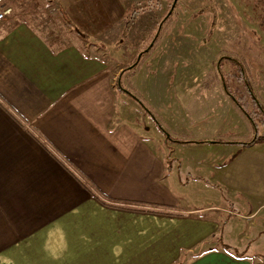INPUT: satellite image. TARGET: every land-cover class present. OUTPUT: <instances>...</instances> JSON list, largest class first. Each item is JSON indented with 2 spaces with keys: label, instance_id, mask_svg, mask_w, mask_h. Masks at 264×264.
<instances>
[{
  "label": "crops",
  "instance_id": "1",
  "mask_svg": "<svg viewBox=\"0 0 264 264\" xmlns=\"http://www.w3.org/2000/svg\"><path fill=\"white\" fill-rule=\"evenodd\" d=\"M57 2L87 40L57 10L78 42L56 45L10 13L0 20V264H264L263 251L252 250L264 249V215L260 226L254 222L264 213V190L256 189L259 180L264 187V142L239 154L235 143L214 142L221 119H208V90L176 99L163 91L150 103L139 97L171 135L174 121L189 132L184 140L208 141H159L154 126L142 135L147 127L126 118L108 60L80 48L119 30L134 8L124 0ZM176 144L179 160L170 150ZM243 153L245 186L233 172L222 178L248 208L187 189L192 182L216 189L221 170Z\"/></svg>",
  "mask_w": 264,
  "mask_h": 264
},
{
  "label": "rangeland",
  "instance_id": "2",
  "mask_svg": "<svg viewBox=\"0 0 264 264\" xmlns=\"http://www.w3.org/2000/svg\"><path fill=\"white\" fill-rule=\"evenodd\" d=\"M6 1V4L11 7L10 15H16V19L21 21H29L44 37L56 45L78 42L74 31L61 20L53 7L52 0ZM172 1L174 2L173 11L163 25L158 41L150 50V53H153L152 57L147 59L136 73L134 70L125 69L147 44L158 23L164 19ZM124 2L134 9L144 8L127 36L121 38V25L119 30L106 37L90 39L87 42L81 41L83 46L80 48L83 53L108 60L114 79L119 78L122 85L131 92L137 91L140 96L135 95L142 97L144 101L145 99L149 101L147 103H150L152 95L156 96L157 93L161 94L163 91L172 97L176 96V99L180 96L179 93L198 94L200 90L202 93L208 90L210 96L208 102H205L208 107H206L207 110L204 109L210 113V117H207L211 120L214 114L215 119L218 117L221 119L216 131L213 132L214 137L232 140L251 137L253 130L249 120L225 93L220 78L221 71L223 73L234 72L236 65H231L224 59L220 71L217 61L221 56L234 57L241 61L250 87L264 107V0H124ZM205 6H213L217 10L216 24L210 35H208V30L212 15L208 12H199ZM146 58H142L140 63ZM227 84L237 98H240L246 91L244 85L234 76L227 80ZM249 101V96L241 100L242 103ZM170 103L173 104V102ZM123 106L126 118L131 119L130 121L134 124L147 127V129L140 130L142 135L148 134L143 130L148 132L150 126H154L155 131L150 134L154 136V139L163 140L162 133L155 127L153 121L151 122V118L145 115L140 105L126 94ZM203 119L206 123L208 122L206 117ZM206 123H200L199 126H206ZM169 126L173 129L172 135L175 137L180 139L190 137L187 129L180 127L178 122L173 121ZM261 130L262 127H260ZM189 140H196L197 143L208 141ZM170 150L172 156L179 160L182 151L180 144L171 146ZM238 150L240 152L241 148ZM220 153L223 160L226 157L225 153H228V147L222 146ZM246 157L243 153L239 161L230 165L229 169L221 170L222 176L217 182L219 184L216 189L200 182H192L188 188H185L190 191L202 190L204 200H207V197L216 199L217 195L221 194L223 195L221 200L225 204H230L234 209L243 211L248 208L246 198L240 194L229 196L228 193H232L231 187L226 185V180L222 177L232 178V175L236 174L237 179L242 178L240 185L245 186L247 169L243 162L247 159ZM259 169V165L255 166L251 163L248 165V170L251 172H259ZM260 185L261 180L256 189L264 190V187ZM191 201L193 204H200L197 203V199H191ZM263 215L264 213L254 218L258 226L261 225L260 220ZM239 223L245 226L247 221ZM249 230L252 233L258 231V227H250ZM259 237L260 243L264 242V234ZM231 241L236 243L233 239ZM244 246L245 244L241 248ZM252 250L254 253L263 251L260 253L264 255V249L259 245H252Z\"/></svg>",
  "mask_w": 264,
  "mask_h": 264
},
{
  "label": "trees",
  "instance_id": "3",
  "mask_svg": "<svg viewBox=\"0 0 264 264\" xmlns=\"http://www.w3.org/2000/svg\"><path fill=\"white\" fill-rule=\"evenodd\" d=\"M52 2H53L54 8L61 14V16H62L63 20L65 21V23L68 26L72 27L74 29V31L77 33V35H79L82 39L87 40L88 37L85 36L83 33H81L78 29H76L73 26L72 22L69 20L67 15L64 13L62 7L57 2V0H52ZM173 3L174 2L172 1L169 9L167 10V12L164 15V19L161 20L162 22L160 21L158 23V26L155 29V32H153V34H151V37H150L149 41L147 42V44H145L143 49L135 57L134 61L131 62V64L125 69H134L140 63L142 58L147 57L149 55L150 50L154 46V43L156 41H158V39H159V37L161 35L163 25H164L165 22H167L166 19H168L170 17V15H171V13L173 11V7H174ZM142 11H144V8L143 9L136 8L125 19L123 27H122V31H121V38H124V37L127 36L129 30L135 24L137 18L139 17V14L142 13ZM199 12H208V13H210L212 15L211 22H210V25H209V30H208V35H210L212 33L213 28L215 27V24H216L217 10L213 6H205V7L201 8L199 10ZM224 59L226 61H229L231 63V65L232 64L236 65L234 72L223 73L221 71V63L223 62ZM217 67L221 71L220 78H221L223 89H224L225 93L241 109L243 114L247 117V119L249 120V122H250V124L252 126L253 134H252L251 137L246 138V139L230 140L229 141V140H225L223 138H219V139L214 140V142H217V143H235V144H238L240 146V148L246 147V146H251V145H253L255 143L264 142V107L261 104V102L258 100V98L256 97V95L254 94V92L252 91V89L250 87L249 79H248L247 74H246V72L244 70L242 62L237 60V59H235L234 57L221 56L219 58V60L217 61ZM233 76H234V78L236 80H238L240 83H242L244 85L245 90H246L245 93H242L243 95H241L240 98H237L235 93L232 91V89L227 84V80L230 79ZM115 87L117 88L118 91L123 92L126 95H128L130 98H132L138 105H140V107L142 108V110L146 114L151 116V118L153 119L156 127L162 133V135L164 136L166 141L179 142V143L198 142L196 140L180 139V138H177L175 136H172L169 132H167L163 128V126L156 120V118L151 113V111L145 106L143 101L139 97H137L133 92L128 90L124 85H122V83L120 82L119 78H117L115 80ZM245 96H249L250 101L246 102V103H242L241 100ZM260 127H262L261 131H260ZM238 152H239V150H238ZM169 161L170 160L168 158L167 159V163L168 164H169ZM169 168L170 167L168 166V169ZM213 186H215V185H213ZM215 187H217V186H215ZM223 247L227 251L233 253L237 257H240V256H242L244 254V251H240L234 246H231V245H228V244H223Z\"/></svg>",
  "mask_w": 264,
  "mask_h": 264
},
{
  "label": "built area",
  "instance_id": "4",
  "mask_svg": "<svg viewBox=\"0 0 264 264\" xmlns=\"http://www.w3.org/2000/svg\"><path fill=\"white\" fill-rule=\"evenodd\" d=\"M6 0H0V20L11 11V7L6 4Z\"/></svg>",
  "mask_w": 264,
  "mask_h": 264
}]
</instances>
